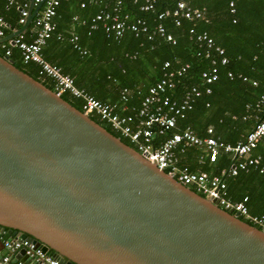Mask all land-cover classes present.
Here are the masks:
<instances>
[{
    "label": "water",
    "instance_id": "obj_1",
    "mask_svg": "<svg viewBox=\"0 0 264 264\" xmlns=\"http://www.w3.org/2000/svg\"><path fill=\"white\" fill-rule=\"evenodd\" d=\"M33 3L0 42L13 43L32 22L41 6ZM5 228L63 264H264V230L169 176L0 55Z\"/></svg>",
    "mask_w": 264,
    "mask_h": 264
},
{
    "label": "trees",
    "instance_id": "obj_2",
    "mask_svg": "<svg viewBox=\"0 0 264 264\" xmlns=\"http://www.w3.org/2000/svg\"><path fill=\"white\" fill-rule=\"evenodd\" d=\"M190 6L203 11L201 18L188 20L180 19L175 24L172 10L176 0H157L152 10H140L144 0H123L120 15L127 14V21L141 18L147 26V31H140L137 35L126 29L120 38L105 32L102 23L97 28L90 29L91 17L106 3L112 9L113 0L104 3H89L80 7L79 0H60L54 16L55 28L42 48L45 60L56 64L61 71L69 74L77 87L84 89L93 97L108 103L121 100L122 90L126 89L128 105L137 107L147 92L148 86L159 80L164 70V61H170L169 69L188 63L187 71L181 77H175V86L169 90L170 95L180 99L182 94L191 86L204 90L201 72L209 66L210 59L199 49L190 34L189 29L195 32L206 31L214 43L221 46L228 58L226 65H218V79L210 84L211 92H203L196 98L193 106L186 112L185 118L178 121L177 128L190 126L198 135H204L207 127H212L213 135L226 142H235L242 139L246 130L255 123V116L264 115V103H258L264 92V0H233L234 11H231V0H184ZM0 9L9 28L19 29L20 11L18 6L8 5L6 0ZM167 11L164 18L159 19L158 13ZM78 19H74V17ZM86 22L82 23L80 20ZM162 23L166 32L170 33L175 43L167 41L156 32V27ZM32 22L23 31L25 40L32 33ZM74 36L77 38L74 39ZM33 37V36H32ZM78 45L79 48L75 47ZM81 49L86 50L82 53ZM0 48V55H4ZM10 58L14 64L39 80V65L36 62H22L21 51L17 46L11 47ZM231 71L233 76H227ZM245 76L247 80H243ZM252 80L257 84L253 85ZM47 87L52 88L51 81H44ZM66 101L78 109H82L81 100L69 93L61 95ZM248 118L243 119V116ZM107 130L120 137L125 143L132 146L129 140L114 131L108 124L96 116H91ZM259 140L252 151V155L261 156L264 166V148L256 152ZM264 147V146H263ZM200 149L190 147L181 155L180 164L187 165L191 171H203L209 175L220 174L221 170L229 167L232 159L227 154L220 153L214 162L208 159L198 161ZM226 195L232 199L248 196V208L253 214L251 204L254 198L253 191L264 194V173L259 168L249 167L247 171L239 170L235 175L225 176ZM254 183L251 192L240 193L238 185ZM235 185V189L229 187ZM196 191L194 187H190ZM259 202L264 201V195ZM254 210V209H253ZM256 212V211H255ZM264 218V212H260Z\"/></svg>",
    "mask_w": 264,
    "mask_h": 264
},
{
    "label": "built area",
    "instance_id": "obj_3",
    "mask_svg": "<svg viewBox=\"0 0 264 264\" xmlns=\"http://www.w3.org/2000/svg\"><path fill=\"white\" fill-rule=\"evenodd\" d=\"M105 0H79L80 7L84 8L89 3L102 4ZM157 0H144L140 10H152ZM8 5H17L20 11L19 23L24 24L28 16V0H6ZM41 2V6L36 11L32 19L33 37L27 41L23 37V32L11 39L0 42V48L4 50V55L9 56L11 47L17 46L21 51L23 63L29 61L39 65L38 77L42 83L51 81L52 89L58 95L69 93L81 100V106L85 114L96 116L108 124L114 131L127 138L129 142L142 156L149 161L155 162L156 166L180 183L194 187L196 192L207 197L215 203L235 214L242 220L264 230V218L261 215L253 214L248 208V196L240 199H232L226 195L225 176L235 175L239 170L247 171L249 167L259 168L264 173V166L261 164L260 155H252L253 149L261 138L264 137V115L255 116V123L249 127L243 138L235 142H226L214 136L212 127H207L204 135L196 134L190 126L177 128L178 121L185 118L186 112L190 110L203 92H211L210 84L218 79V65H226L228 58L221 46L214 43V40L206 31L195 32L189 29L194 41L199 49L204 50L206 58L210 59L209 66L201 72V78L206 84L204 90L196 86L188 88L176 99L170 95L169 90L175 86L174 78L181 77L188 69L189 64L185 63L179 67L169 69L170 61H164L162 77L152 83L147 88V92L142 97L139 105L129 106L126 89L122 90L121 100L116 103L103 102L82 88L75 85L73 78L69 74L61 71L56 64L45 60L42 55V48L47 39L51 36L54 28V16L60 0H34V5ZM123 0H113V7L108 9L104 3L99 10L91 17L89 28H97L102 23L105 32L112 34L114 38H120L126 29L133 31L136 35L140 31H147V26L141 18L127 21V14L120 15V7ZM231 11H234V2H229ZM167 11L158 13L159 19L164 18ZM203 11L190 6L184 0H176L172 10L175 24H180L181 18L194 20L201 18ZM74 19H78L76 16ZM82 23L86 21L80 20ZM9 28L3 15L0 13V38L8 35L5 30ZM17 29L12 30L15 31ZM24 31V30H23ZM165 37L167 41L175 43L173 36L166 32L162 23L156 27V32ZM77 37L74 36V39ZM75 47L79 48L78 45ZM82 53L86 50L81 49ZM227 76L232 77L231 71ZM243 80H247L245 76ZM256 85L257 81L252 80ZM264 88V85H263ZM264 103V92L260 95L259 102ZM248 115L243 116V119ZM190 147H197L201 151L198 161L208 159L214 162L220 153L227 154L232 159L229 167L221 170L220 174L209 175L203 171H191L187 165H181V155ZM0 264H24L25 259H29L32 264H63L54 257L49 250L44 251L40 246L27 238L9 234L6 228L0 229ZM17 254L24 256L22 261Z\"/></svg>",
    "mask_w": 264,
    "mask_h": 264
},
{
    "label": "crops",
    "instance_id": "obj_4",
    "mask_svg": "<svg viewBox=\"0 0 264 264\" xmlns=\"http://www.w3.org/2000/svg\"><path fill=\"white\" fill-rule=\"evenodd\" d=\"M29 1V0H28ZM3 3H4V0H0V9H2V5H3ZM11 29L12 30H14L15 28H12L11 27ZM31 29H32V27H31ZM25 30V29H24ZM32 35H33V33H31V34H27L26 35V37H28V38H32ZM264 145H263V142H261V144H259L258 145V148L256 149V152L257 153H260V150L262 151L263 150V147ZM228 188H230V190H233V189H235V185H233V183H232V187H229V185H228ZM254 188V183L253 182H250V183H248V184H246V185H238L237 186V189H238V191L240 192V193H242V192H248V190L251 192V190ZM254 192V198L256 197V198H258L257 199V202L255 201L254 203L252 202V204H251V207H252V211L254 212V213H256V214H261L260 212H264V201H262V202H259L258 200H261V198H263L262 196L264 195V194H262L261 195V193L259 192V191H253ZM254 209V210H253ZM256 211V212H255ZM0 249H1V245H0ZM23 258H24V256H23ZM24 264H32V262L29 260V259H25L24 260Z\"/></svg>",
    "mask_w": 264,
    "mask_h": 264
}]
</instances>
